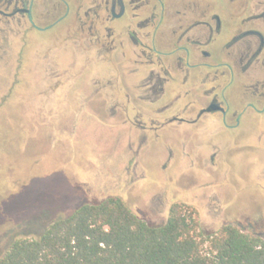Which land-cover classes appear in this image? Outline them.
Listing matches in <instances>:
<instances>
[{
	"label": "flooded vegetation",
	"instance_id": "flooded-vegetation-1",
	"mask_svg": "<svg viewBox=\"0 0 264 264\" xmlns=\"http://www.w3.org/2000/svg\"><path fill=\"white\" fill-rule=\"evenodd\" d=\"M0 42L18 58L29 51L35 67H51L55 44L65 74L81 64L76 115L106 117L128 139L132 182L165 155L160 169L175 158L179 185L222 186L214 177L230 168L226 152H241L237 138L257 127L264 144V117L252 120L264 116V0H0ZM49 93L46 81L39 94ZM164 136L175 148L150 146Z\"/></svg>",
	"mask_w": 264,
	"mask_h": 264
},
{
	"label": "rangeland",
	"instance_id": "rangeland-1",
	"mask_svg": "<svg viewBox=\"0 0 264 264\" xmlns=\"http://www.w3.org/2000/svg\"><path fill=\"white\" fill-rule=\"evenodd\" d=\"M52 50L57 53L51 67H35L29 51L18 58L14 42H0V255L12 239L34 238L80 204L109 196L120 197L151 224L163 223L170 205L180 203L196 210L204 235L232 224L264 237V144L257 127L237 138V156L226 152L230 168L214 177L222 186L179 185L175 158L160 169L165 155L161 161L154 155L148 158V175L132 182L133 171L125 168L128 139L116 140L106 117L103 124L78 119L76 100L85 70L77 62L74 74H65L69 59L63 46L55 44ZM46 81L51 93L42 96L39 90ZM71 114L76 117L71 118L73 128ZM252 115L254 121L264 117ZM150 142L157 150L165 143L176 146L174 138L165 136ZM197 174L210 177L207 171ZM184 178L192 180L191 175Z\"/></svg>",
	"mask_w": 264,
	"mask_h": 264
},
{
	"label": "trees",
	"instance_id": "trees-1",
	"mask_svg": "<svg viewBox=\"0 0 264 264\" xmlns=\"http://www.w3.org/2000/svg\"><path fill=\"white\" fill-rule=\"evenodd\" d=\"M0 264H264V237L232 224L204 235L196 210L180 203L151 224L109 196L80 204L34 238L12 239Z\"/></svg>",
	"mask_w": 264,
	"mask_h": 264
}]
</instances>
